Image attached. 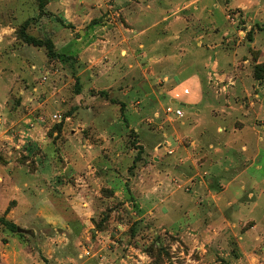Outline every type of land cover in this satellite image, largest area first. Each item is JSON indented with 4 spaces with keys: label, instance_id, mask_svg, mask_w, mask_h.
<instances>
[{
    "label": "rangeland",
    "instance_id": "rangeland-1",
    "mask_svg": "<svg viewBox=\"0 0 264 264\" xmlns=\"http://www.w3.org/2000/svg\"><path fill=\"white\" fill-rule=\"evenodd\" d=\"M216 1L210 15L191 0H163L164 16L182 22L179 38L198 16L197 30L214 20L232 43L240 31L264 47V0ZM132 4L0 0V219L17 226L0 221V264H264V220L257 230L250 218L254 183H227L249 161L239 139L264 161L262 51L225 69L252 75L248 92L211 71L213 97L238 112L205 108L206 94L193 109L172 105L175 85L137 57L125 21ZM169 105L183 116L167 114Z\"/></svg>",
    "mask_w": 264,
    "mask_h": 264
},
{
    "label": "crops",
    "instance_id": "crops-1",
    "mask_svg": "<svg viewBox=\"0 0 264 264\" xmlns=\"http://www.w3.org/2000/svg\"><path fill=\"white\" fill-rule=\"evenodd\" d=\"M191 2L194 3L196 11L200 10L203 13H210V15H212L209 9L211 2H213L212 7L217 8L220 6L216 0H191ZM132 3L133 4L130 5V8H134L125 19V21L131 26V28H127V30L134 34V38L138 40V45L142 48V52L137 54V57L139 56L147 61L142 63L143 70L150 68L155 74L163 76V81H168L175 85L170 91L166 92V94L169 95L168 103L172 105H175L174 103H176V106L182 108L183 106H186L189 109H193L196 104L204 105L206 103V94L209 96L208 100L212 103H207L206 106L204 105L205 108L207 107L208 109H211L214 113L225 112V114H231L233 112H238L241 106L239 105L236 107L235 105H231L229 99H227L228 97H224V100L228 102L229 105L223 103V98L221 99L219 96L213 97V94L208 88L209 83L211 82L210 74L211 71H213L216 73L217 77L228 79L233 85L243 86L245 87V92H248L246 87L254 84L252 75L249 77H243L239 74L235 77V74L234 76L226 74L227 70L225 69L232 68L241 58V54H243V56L245 54L247 55L244 56L243 59L245 63H249L251 59L253 60L250 49H260L263 54L257 59L260 61L264 60L261 59L262 56L264 57V47H258L255 34H253L250 39H247L248 41L246 40V42H244L245 40L241 37V33L239 31V34H237L239 39L235 43H232V38L227 37L228 32L223 30L222 33H220V28L217 27L214 20H209V22L205 23L204 29L203 25L199 30H197L196 25L198 23L195 21L199 20V17L194 16L195 20L184 24V28L188 29L182 35V38L180 37L182 44H178L177 42L180 38L176 30L182 22L177 21L179 19H169V16H164L166 10L163 5L166 4L163 0H132ZM248 29L249 27L247 30ZM247 30H242V32L246 33ZM170 32L171 36L169 34ZM219 37L220 39H224L229 44V51L228 49L220 46ZM124 40L127 42L125 38ZM166 45L169 46V49L166 51L161 50L164 48L163 46ZM116 46V44H113V46L110 47L113 49ZM131 51L132 50L129 48L126 51V55L135 57V53ZM259 60H257V62ZM183 87L187 90H183ZM179 104H181V106ZM227 109H230V111ZM242 115L247 116L248 112L242 111ZM195 128L196 126H193L191 130H194ZM231 128H233V126ZM234 128L239 130L242 129L239 124ZM203 129L206 133L210 130V128L208 129L207 127H203ZM227 130L228 129L225 126H216L217 133H225ZM213 131L216 133L215 129ZM233 132L236 131L233 130ZM222 138L224 137H218L220 141H223ZM239 141V149L243 151L248 150V155L250 156L245 158V160L249 161H241V164H239L238 168L233 171V175L227 183L229 184V182L232 181H238V183L242 184L254 183V191H256V194L253 192L251 196L256 195V199L250 205V212H253V206H255V213L258 215L257 217L252 215L253 217L250 218L253 220L255 218L257 224H259L255 227V229L262 230L264 206L260 204L262 203L261 201L264 195V175H261L260 172L264 169V161H255V153L251 155L249 153V149H247L246 143H244L242 139H239ZM226 142L228 143L227 140ZM226 142L224 143L227 144ZM209 147H212V144H209ZM213 151L219 153L221 152V149L219 147H214L212 152H210L212 158L217 156L213 153ZM251 159L252 161H250ZM219 160L220 159H210V161H217L209 164L212 169H214V167L216 168L217 166H221L222 163L220 162L221 160ZM224 168L227 171L230 169L229 166H225Z\"/></svg>",
    "mask_w": 264,
    "mask_h": 264
},
{
    "label": "trees",
    "instance_id": "trees-1",
    "mask_svg": "<svg viewBox=\"0 0 264 264\" xmlns=\"http://www.w3.org/2000/svg\"><path fill=\"white\" fill-rule=\"evenodd\" d=\"M23 37L25 39H30L31 37L29 35H27L26 33L23 34ZM259 67V66H258ZM257 68V67H256ZM261 68L263 69L264 68V62L261 64ZM0 221L2 222L3 225H5L9 230L11 231H16L17 230V226L12 223V222H9L7 220H4V219H0Z\"/></svg>",
    "mask_w": 264,
    "mask_h": 264
},
{
    "label": "built area",
    "instance_id": "built-area-1",
    "mask_svg": "<svg viewBox=\"0 0 264 264\" xmlns=\"http://www.w3.org/2000/svg\"><path fill=\"white\" fill-rule=\"evenodd\" d=\"M165 112L169 115H173L176 117H182L183 116V112L179 108L172 107L171 105L167 106Z\"/></svg>",
    "mask_w": 264,
    "mask_h": 264
}]
</instances>
